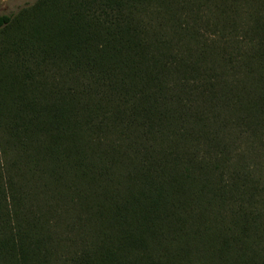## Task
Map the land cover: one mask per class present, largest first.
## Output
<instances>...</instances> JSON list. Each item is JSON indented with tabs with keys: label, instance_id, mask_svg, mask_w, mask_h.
<instances>
[{
	"label": "trees",
	"instance_id": "16d2710c",
	"mask_svg": "<svg viewBox=\"0 0 264 264\" xmlns=\"http://www.w3.org/2000/svg\"><path fill=\"white\" fill-rule=\"evenodd\" d=\"M263 148L264 0L0 16V264H264Z\"/></svg>",
	"mask_w": 264,
	"mask_h": 264
},
{
	"label": "rangeland",
	"instance_id": "374dc122",
	"mask_svg": "<svg viewBox=\"0 0 264 264\" xmlns=\"http://www.w3.org/2000/svg\"><path fill=\"white\" fill-rule=\"evenodd\" d=\"M37 0H1L0 1V16L7 15H18L24 10L25 8L35 4ZM246 83L249 82V87L255 88V81L253 78H246L243 79ZM263 152V158L259 160L261 162L262 172L258 173V176L261 177L263 175L264 177V148L262 149Z\"/></svg>",
	"mask_w": 264,
	"mask_h": 264
}]
</instances>
